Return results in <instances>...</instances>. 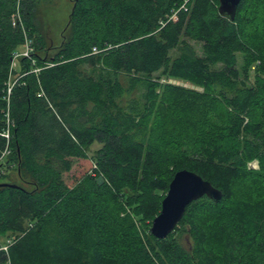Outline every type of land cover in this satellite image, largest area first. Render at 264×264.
Instances as JSON below:
<instances>
[{
	"label": "trees",
	"instance_id": "16d2710c",
	"mask_svg": "<svg viewBox=\"0 0 264 264\" xmlns=\"http://www.w3.org/2000/svg\"><path fill=\"white\" fill-rule=\"evenodd\" d=\"M36 2L0 0V180L17 166L35 185L0 181V237L15 238L12 264H264V187L235 194L250 179L264 185V81L249 86L238 68V53L258 45L254 0H242L233 20L219 0H74L62 43L45 57ZM26 39L34 50L18 58L12 82ZM158 72L217 86L223 124H208L190 146L154 134ZM136 83L146 87L139 98L129 93ZM82 160L91 165L77 174ZM184 168L223 198L193 201L158 239L153 218ZM181 229L188 246L174 235Z\"/></svg>",
	"mask_w": 264,
	"mask_h": 264
},
{
	"label": "rangeland",
	"instance_id": "374dc122",
	"mask_svg": "<svg viewBox=\"0 0 264 264\" xmlns=\"http://www.w3.org/2000/svg\"><path fill=\"white\" fill-rule=\"evenodd\" d=\"M74 0H37V8L35 11V25L37 30L46 34L47 51H38L42 57L53 54L62 43V34L68 24L69 16L73 8ZM255 4L252 10L255 15H258L256 27L258 31L257 46L251 51L238 53V68L241 78L246 81L249 86L260 87L264 81V0H254ZM260 39V40H259ZM195 47L197 53L201 55V43L190 40ZM25 43L20 44L18 52L25 51ZM34 50V48H33ZM181 49L171 51L172 58L180 54ZM16 71L12 72V82L20 75V61H16ZM155 76H160V97L161 100L156 107L155 114L152 115L150 126L153 128V133L158 136H163L172 147L190 146L193 141L197 140L199 133L208 124L214 123L213 126L223 124L221 118V106L219 101V88L217 86L206 85L200 80L191 77L155 73ZM119 79L124 85H128V80L124 74L119 75ZM143 83H136L131 92L133 98L145 92ZM129 93L127 95H129ZM264 108V100L262 101ZM179 142V143H178ZM89 161H80V164L75 166V173L83 172V166L86 169L90 167ZM257 172L259 169L258 161L250 164ZM17 166L11 168L9 174L0 180L3 183L16 184L25 187L29 190L35 187L33 179L23 176ZM84 169V170H86ZM264 185L259 179H250L237 185L235 194L238 197L249 198L262 190ZM211 213H206L202 216V220L207 227L212 229ZM174 235L184 245L190 244L189 235L182 229L176 231ZM0 238H5L1 236Z\"/></svg>",
	"mask_w": 264,
	"mask_h": 264
},
{
	"label": "water",
	"instance_id": "95a60500",
	"mask_svg": "<svg viewBox=\"0 0 264 264\" xmlns=\"http://www.w3.org/2000/svg\"><path fill=\"white\" fill-rule=\"evenodd\" d=\"M241 1L219 0V12L233 20ZM167 191L162 200L161 211L153 218L150 227V233L158 239L167 238L176 229L185 215L187 207L193 201L204 198V196L215 202H219L223 198V192L214 186L212 182L187 168L175 172Z\"/></svg>",
	"mask_w": 264,
	"mask_h": 264
},
{
	"label": "built area",
	"instance_id": "2783aa9c",
	"mask_svg": "<svg viewBox=\"0 0 264 264\" xmlns=\"http://www.w3.org/2000/svg\"><path fill=\"white\" fill-rule=\"evenodd\" d=\"M186 2L187 1H185L181 5V8L183 7L184 9H187L186 8ZM25 45H26L25 51H23L22 53H17L15 55L13 63H12V69L16 67V61H17L18 58H20V56H27L28 58L31 57V52L33 51V47H32L31 43L27 39L25 41ZM94 52H98V49L94 48ZM39 70H40V68L35 67L33 71L34 72H38ZM6 152H8V151L5 150L2 155H4ZM14 241H15V238H13V236L0 238V251L4 252V254H5V259L2 262V264H12V261H11V258H10V253L8 251H9L10 246L14 243Z\"/></svg>",
	"mask_w": 264,
	"mask_h": 264
}]
</instances>
